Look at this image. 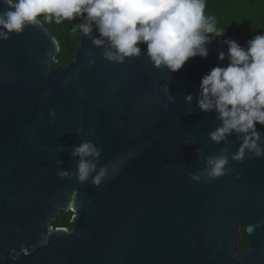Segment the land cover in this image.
Returning a JSON list of instances; mask_svg holds the SVG:
<instances>
[{
	"label": "water",
	"instance_id": "obj_1",
	"mask_svg": "<svg viewBox=\"0 0 264 264\" xmlns=\"http://www.w3.org/2000/svg\"><path fill=\"white\" fill-rule=\"evenodd\" d=\"M99 37L95 26L82 34L66 67L42 23L0 40V264H264V157L232 160L237 136L214 143L221 121L197 105L202 78L229 64L218 58L228 46L210 42L207 58L172 72L146 44L139 58L109 62ZM86 140L101 149L98 169L109 166L99 187L58 176L75 173L71 152ZM224 148L226 175L191 179ZM71 210L74 229L54 228Z\"/></svg>",
	"mask_w": 264,
	"mask_h": 264
},
{
	"label": "clouds",
	"instance_id": "obj_2",
	"mask_svg": "<svg viewBox=\"0 0 264 264\" xmlns=\"http://www.w3.org/2000/svg\"><path fill=\"white\" fill-rule=\"evenodd\" d=\"M0 6V40H8L13 33L21 34L28 26H38L41 17L56 24L80 18L84 22L75 24L72 31L78 29L84 36H91L95 26L100 37L93 43H107L108 50L103 53L107 61L123 64L130 58H139L141 45L146 44V55L152 64L172 72L182 69L190 58H207L206 45L212 36H225L216 27V18L205 15L206 0H0ZM223 43L228 51L220 52L218 58L227 59L229 64L214 67L202 78L197 105L203 112L217 113L221 121L209 133L214 143H226L229 136H237L240 146L231 159L242 163L247 154L264 157V132L257 129V124L264 126V34L255 35L246 48L233 39H224ZM164 90L174 103L170 89L164 86ZM185 99L191 104L193 96L189 94ZM51 115L55 118L54 110ZM100 152L89 140L74 146L71 156L78 158L75 173L65 169L58 176L75 175L81 184L91 179L99 187L109 178L108 165L98 169ZM227 152L224 148L221 155L208 156L204 170L191 174V179L210 182L226 175L230 161L223 153ZM57 164L62 166L63 161Z\"/></svg>",
	"mask_w": 264,
	"mask_h": 264
},
{
	"label": "trees",
	"instance_id": "obj_3",
	"mask_svg": "<svg viewBox=\"0 0 264 264\" xmlns=\"http://www.w3.org/2000/svg\"><path fill=\"white\" fill-rule=\"evenodd\" d=\"M206 16L216 18V27L225 36H212L211 42L221 43L224 39L241 37L251 40L257 34H264V0H206ZM41 23L58 40L60 52L57 56L58 66L66 67L74 59V55L81 41L82 33L73 32L75 24L84 22L82 19L65 20L61 24L54 21ZM211 35V34H209ZM73 212H62L53 223L54 228H72L71 220ZM249 244V235L246 231L240 233V247L245 248Z\"/></svg>",
	"mask_w": 264,
	"mask_h": 264
},
{
	"label": "flooded vegetation",
	"instance_id": "obj_4",
	"mask_svg": "<svg viewBox=\"0 0 264 264\" xmlns=\"http://www.w3.org/2000/svg\"><path fill=\"white\" fill-rule=\"evenodd\" d=\"M71 212H73L72 210H71ZM74 213V212H73ZM74 216H75V213H74V215H73V217H72V220H73V218H74ZM72 220H71V224H72ZM73 225V224H72ZM66 230H68V231H72L73 229H74V226L72 227V228H65ZM250 247V241H249V244H248V246L247 247H245V248H241V249H243V250H246V249H248Z\"/></svg>",
	"mask_w": 264,
	"mask_h": 264
}]
</instances>
